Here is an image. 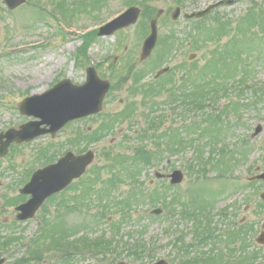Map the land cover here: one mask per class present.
<instances>
[{
    "label": "rangeland",
    "instance_id": "1",
    "mask_svg": "<svg viewBox=\"0 0 264 264\" xmlns=\"http://www.w3.org/2000/svg\"><path fill=\"white\" fill-rule=\"evenodd\" d=\"M219 1L222 0H27L11 12L0 0V129H17L28 120L39 121L21 115L18 104L49 92L62 77L82 85L85 68L94 67L101 79L111 82L102 110L65 129L57 140L62 144L63 139H73L72 130H82L88 145L81 147L95 153L82 184L85 194L78 199L84 203H79L78 212L67 214L63 208L72 195L64 193L46 204L37 219L25 223L16 220L13 208L2 207L0 245L14 239L7 250L0 249L5 264H24L36 247L43 250L42 259L26 264H154L160 260L180 264L181 233L185 234L186 243L196 240V221L183 212L201 201L205 205L202 213L206 215L201 220L203 225L211 223L221 239L218 249L227 253L221 238L224 231L246 225L250 229L243 238L247 239L252 256L249 264H264V245L256 242L264 231V201L260 197L264 181L250 182L264 172V49L250 53L234 44L240 35L237 26L247 13L254 14L259 26L252 30L264 33V0H234V5L218 7L199 22L183 17L184 13L205 10ZM138 5L141 17L136 25L106 38L84 36ZM177 7L182 16L173 22L171 13ZM159 10L165 14L158 23V45L152 56L140 63L150 21ZM192 28L196 34L202 29V42L193 41ZM252 47L253 44L250 50ZM191 55H195L193 60ZM213 58L221 61L214 63L217 70L223 63L228 65L212 75L214 83L198 87L209 81L208 62ZM166 67H170V72L155 81L158 71ZM246 71V88L240 90L239 76L247 75ZM193 86L192 100L201 97L206 104L200 114L188 113L172 99L181 90L190 95ZM211 91L216 94L211 95ZM195 119L203 130L193 139L205 159L196 158L198 151L192 147L185 149L183 144L176 153V144L166 143L176 138L173 134L182 136V126L191 125ZM257 127L262 131L253 137ZM97 136L103 139L95 144ZM159 139L165 142L159 143ZM48 140H39L34 149ZM156 143L162 152L172 147L166 155L157 157L155 150H160ZM68 146L63 143L55 153L58 155ZM144 147L155 152L152 164H140L143 162L138 160L134 166L135 153ZM232 156L236 158L235 166ZM176 170L184 173L180 185L172 186L155 177V172L170 174ZM11 175L2 179L0 194L11 193L10 185L17 179L16 175L10 179ZM149 195L152 200L146 201ZM61 203L63 206L59 207ZM173 206V213L168 214ZM155 209L163 213L152 215ZM43 217L48 223L43 222ZM85 236L109 243L108 251H81L62 260L64 241L77 242ZM230 248L242 258L240 239L231 242ZM210 249L209 243L192 248L202 254ZM253 252L258 253L252 255Z\"/></svg>",
    "mask_w": 264,
    "mask_h": 264
},
{
    "label": "water",
    "instance_id": "2",
    "mask_svg": "<svg viewBox=\"0 0 264 264\" xmlns=\"http://www.w3.org/2000/svg\"><path fill=\"white\" fill-rule=\"evenodd\" d=\"M9 9L14 10L25 3V0H4ZM234 2L225 0L211 5L206 10L198 13L185 14L186 19H201L208 16L213 9L219 6H230ZM141 14V10L137 7H131L121 16L107 23L100 28L99 36H112L115 32L128 28L137 23ZM163 14L158 13V18ZM181 15V10L178 8L172 14L174 21L178 20ZM151 34L145 40L141 53V62L147 60L156 47L158 41V20H152ZM194 58V57H192ZM169 69L161 71L156 78L168 72ZM110 89L108 81L99 79L95 69L88 70L87 82L83 86H74L70 81H64L54 89L45 93L26 99L19 105V111L22 115L35 117L39 119L37 122H32L24 125L20 130H10L7 133L12 142L22 143L30 142L35 138L51 133L56 135L70 121L87 117L92 114H98L102 110L103 101ZM42 126L49 127L42 128ZM262 131L258 127L254 136H257ZM94 161V154L88 153L82 157H74L68 154L57 165L48 167L45 170L38 172L32 179L31 183L23 190L24 193L32 194L33 198L27 204L23 205L19 211L22 214L19 220L32 218L36 211L42 206L43 202L55 193L64 190L70 183L79 178ZM159 178H170L173 185L181 184L183 181V173L175 171L172 175L161 176ZM264 180V174L257 177ZM264 200V194L262 195ZM161 210L154 211L155 214H160ZM258 242L264 243V233L258 239ZM5 259H0V264H4ZM155 264H167L165 261H159Z\"/></svg>",
    "mask_w": 264,
    "mask_h": 264
},
{
    "label": "flooded vegetation",
    "instance_id": "3",
    "mask_svg": "<svg viewBox=\"0 0 264 264\" xmlns=\"http://www.w3.org/2000/svg\"><path fill=\"white\" fill-rule=\"evenodd\" d=\"M82 68L84 67L82 66ZM88 69L89 68H85L86 75H85V81H83V84L87 82ZM62 78L63 79L58 80L56 82L55 84L56 86L66 80H69L68 77L66 76ZM154 79L156 81V80H159L160 78L159 79L154 78ZM72 84L75 86H80L73 82ZM26 117H29V116H26ZM83 120H85V118H80L78 120L71 121L55 136H51L49 134V135L37 138L29 143L12 142L11 144H9L10 139L8 138L7 133L9 132L10 129H15V128L12 127V128L5 129V130L0 129V189L4 186L2 179H4L6 176L14 174L16 175V178H17L14 181V183L12 182V184L10 185L11 193L9 194V196H5L6 193H3V192L0 194V212H1L2 207H10L14 209L16 220L19 223H25L28 221H32L39 217V214L46 208V204H50L57 197L63 195L64 193L66 194L70 193L72 196L66 199V201L68 202V205H66L65 206L66 208H63V209L68 211L67 214H70L71 212H78L77 207L79 206V203H84L78 199L81 198L85 194L84 193L85 190L82 189V184H85V181L87 180L86 172L88 169L79 178L74 179L70 183V185H68L63 191L47 198L45 202L43 203V205L36 211L35 215L32 218H28L26 220L18 219L19 216L21 215L20 214L21 211H19V209L23 205L27 204L33 198L32 194L24 193L23 190L29 185L33 177L39 171L49 166L56 165L62 158L66 157L68 154L72 153L76 157H79V156H82L88 153L89 149L83 148L85 145H88V142L86 141L87 139L84 140L86 136H83L82 130L81 131L72 130L71 133L74 135L73 139L71 138L72 140L69 139V141H66V139L62 140L66 146L67 145L69 146L65 148L64 150H62V152H60L58 155L55 153L56 147H60L63 144L57 141L60 138V136L63 135V131H65V129L68 130V128L73 127L76 123L83 121ZM29 122H32V121L28 120V123ZM23 124L18 126L16 130H19V128ZM98 131L102 132L100 129ZM99 137L101 136L96 137L98 141L95 140L96 141L94 142L95 144L98 142H101V140L103 139V138L99 139ZM44 138L46 140L49 139L47 143H45L38 149H34L36 147L35 144L40 142L39 140L44 139ZM73 142L75 144H73ZM83 144L84 146L81 147V145ZM72 147H75V149H73L74 151L72 150ZM14 175H11L9 178L15 179ZM249 185L252 186L253 184H249ZM78 188H81V190H79V192L76 193ZM87 193H88V190H87ZM212 203L213 202H211V205H213ZM61 204L62 205H60L59 207L63 206V203ZM175 204L178 206L177 202ZM211 207L213 208V206ZM186 210L188 214L187 217L195 219L196 221V227H195L196 240L194 243H186L185 234L181 233V236L178 239V244H179L178 253L180 255L179 256L180 264H190L188 263V255H187L188 253H191V259L197 260V262H199L198 264H233V262L235 264H249L250 262L249 258L252 259V256L249 253L248 245L246 243L247 239L246 238L244 239L243 237H245L248 234V231H249L248 229H250V227L248 228L246 225L238 227L236 225L235 227L228 228V230L224 231L221 234V238L225 240V244L227 245V249H226L227 253H225V251H223L222 249H218V246H217L218 243L222 244V242L220 241L221 239L219 238L215 229H212L211 223L208 224V226L206 224L203 225V222L201 219H203L204 221L205 217H202L204 215L201 214L199 207L194 206L192 210L189 208L185 209V211ZM224 210L226 209H223V211ZM172 211L174 210L172 209ZM172 211L171 209L167 210L168 214L171 213ZM185 211L183 212V214L185 213ZM167 216L170 217L169 215ZM223 217H225V215ZM43 219H44L43 220L44 223H48L46 222L47 220L46 217L45 218L43 217ZM244 221L245 219L242 220V223ZM263 229H264V225H263ZM39 233L42 234V232H39ZM87 238L88 237L85 236L83 239L78 240L77 242L72 241V242L67 243L66 241H64L62 245L63 246L62 253H64L62 255L63 256L62 260H67L68 257L70 258V257H74L75 255H79L81 251L88 253L87 249H83V248L80 249L81 247L80 245H83L84 240L86 241ZM238 239H240L241 241V251L243 255L242 258L236 257V255L233 254V252L235 251L232 248H230L231 242H235ZM207 243H209L211 247L209 251H206L207 253L205 252V254H202L200 252L199 253L193 252L192 248L196 244L206 245ZM261 245H264V243ZM74 246H78L80 250L73 251ZM229 249H230V252H229ZM38 250H40L44 254L43 250L41 249H38ZM257 253L258 252H255V253L253 252L252 255L254 254L257 255Z\"/></svg>",
    "mask_w": 264,
    "mask_h": 264
},
{
    "label": "trees",
    "instance_id": "4",
    "mask_svg": "<svg viewBox=\"0 0 264 264\" xmlns=\"http://www.w3.org/2000/svg\"><path fill=\"white\" fill-rule=\"evenodd\" d=\"M260 11H263V10H260ZM252 15H254V14L247 13V16H246L247 18L242 20L241 23L237 26L238 27V32L240 33V35H239V38H235L234 39V44L235 45H238V46H241V47H245L247 50H249L250 53H251L252 50L257 49V48L258 49L259 48L264 49V33H261V35H260V34H257L258 32H256L255 30H252L254 27L258 26L256 21L254 20L255 18ZM248 22L249 23L252 22V24H255V25L249 24ZM224 27L227 29L228 24L224 25ZM192 30L194 31L193 41L202 42L201 35H200L202 30H199V32H197V34L195 32V28H192ZM91 36H94V33L90 34L89 38ZM251 44H253V47L250 50V45ZM217 62L220 63L221 61L220 60H216V59L213 58L211 61L208 62V65L211 67V69H210V79L207 82H205V81L201 82V84L198 87H202V85H209V84L214 83L212 75L215 76L221 70L222 67H224L225 65H228L226 63H223V65L217 70V66H215L216 64H214V63H217ZM240 65H241V63H240ZM214 72H215V74H214ZM246 73H247V75H245V76H239V78H241V81L239 82L240 83V90L241 89L245 90V88H246V86H244V84H243L244 77H247L249 75L248 71H246ZM249 77H251V74H250ZM194 81H195V79H194ZM194 81H190V82H194ZM190 82H188V87H189V83ZM190 85L192 86V83ZM191 88H193V90H191L190 95L187 94L186 91L181 90L179 92V95L178 94L175 95V96L173 95L172 99L174 98L175 101L180 103L182 105V107H185L189 111L195 110V111H198L199 113H201V109L206 104H204V101L201 99V97L198 98V100H195V99L192 100V93L194 91V86L191 87ZM255 89H257V88H255ZM211 92H212V93H210L211 95H215L216 94L215 91H211ZM255 92L258 93L259 91H255ZM201 102H202V104H201ZM194 108H196V109H194ZM212 118H215V117L211 116V119ZM194 125H196V122L194 123ZM221 130H223V128ZM146 135H147V133L145 132L144 133V137L145 138H147ZM173 135L176 138L173 139V140L167 141L166 143L174 142V144H176V146L178 148V149H176V153L179 152V150H180V148L182 147L183 144H184L183 148H185L189 144H191L190 146H193L192 140L183 139V138H181V136L179 134H173ZM158 142L161 143V142H164V140L163 139H159ZM185 143H187V144H185ZM156 146H157V150H160V151H156L155 150V152L159 153V154H155V156L160 155V154L161 155L164 154L165 151L162 152L161 145H158V143H156ZM171 147H172V145H170V148ZM170 148H166V151L169 152ZM137 151H139L138 152L139 154L136 155V153H135V157L133 158L134 166H136L135 161H138V160L143 162V163H140V164H145V165H151L152 164V161L154 159V156H152V155L155 153L154 151L149 150L146 147L142 148L141 150L138 149ZM213 153H215V152H213ZM198 154H199L198 157H202V158L205 159V155H204L205 153L203 154L202 152L198 151ZM232 158H234V157L232 156ZM235 161H236V158H234V160L232 159L233 164L235 163ZM232 162L229 163V164H232ZM150 197H151V195H150ZM151 200H152V198L149 199V201H151ZM13 242H14V239L2 243L0 245V249H3L2 251L7 250V247L8 246L11 247V243H13ZM107 244H109V243H107ZM107 244H105L102 241V239H100V238H98V239H91L90 238L89 240L87 238L86 241L84 240L83 245H80L81 246L80 249L83 248V249H87V251H96V252H100L102 254H105V252L108 251V249H109V246ZM80 249H79L78 246H74V250L73 251H77V250H80ZM187 255H188V263H190V264H198L199 263V262H197V260L191 259V253H188ZM41 259H42L41 251L38 250V247H36V248H32V253L31 252L29 253V260H27V259H25V260L23 259V260H24V264H26V263H29L31 260L33 262V261H38V260H41ZM21 260H22V258L19 259V262H21ZM17 264H19V263H17Z\"/></svg>",
    "mask_w": 264,
    "mask_h": 264
}]
</instances>
